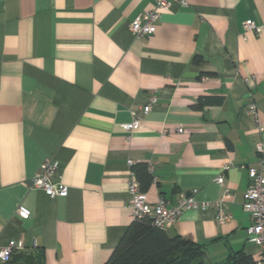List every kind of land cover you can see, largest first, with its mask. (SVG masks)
<instances>
[{
	"label": "crops",
	"instance_id": "crops-1",
	"mask_svg": "<svg viewBox=\"0 0 264 264\" xmlns=\"http://www.w3.org/2000/svg\"><path fill=\"white\" fill-rule=\"evenodd\" d=\"M156 1L0 0V245L42 250L44 264H105L133 221L131 173L146 165L149 202L195 190L231 213L216 223L210 209L186 210L168 236L202 244L205 264L259 255L242 201L264 147V0L173 3L135 38L131 21ZM246 20L261 31H244ZM150 93L128 137L121 126ZM47 157L67 196L32 187Z\"/></svg>",
	"mask_w": 264,
	"mask_h": 264
},
{
	"label": "built area",
	"instance_id": "built-area-1",
	"mask_svg": "<svg viewBox=\"0 0 264 264\" xmlns=\"http://www.w3.org/2000/svg\"><path fill=\"white\" fill-rule=\"evenodd\" d=\"M173 3L185 5L186 0H157L153 9L144 12L143 17L136 16L130 23V31L135 38H141L152 34L155 31V23L159 14L163 10L170 9ZM244 31L260 32L262 27L256 25L251 20L243 22ZM156 101V95L150 93L146 103L139 111L133 110L131 120L122 124L123 130L128 137L131 132L141 126L142 116L148 113ZM251 114H255V106L251 104L248 107ZM178 132H182V127L178 126ZM258 158L255 163L248 166V185L243 194L242 209L250 216L251 223L246 228L247 239L260 248L259 255L255 258V264H264V147L261 143L256 145ZM127 164H132L128 159ZM58 161L52 157L43 160L40 169L32 177V187L41 189L50 197L67 196L68 186L61 182V174L58 170ZM228 164L222 167V171L228 169ZM152 172V166H148ZM218 183L224 182L223 172L218 174L215 179ZM192 190L189 194L180 198L175 204L167 205L166 201L159 198L155 203L147 200L146 194L140 189V184L133 173L127 183V192L130 201L127 207L130 209L133 220L149 219L151 226L160 230L171 228L178 217L186 210H206L214 212L216 223H224L231 219V213L227 210L224 200L205 201L197 200L193 196ZM228 190H225L224 196H227ZM19 216H28L30 210L24 205L16 208ZM22 244L15 240H9L6 244L0 245V264H6L10 261L12 255L24 251Z\"/></svg>",
	"mask_w": 264,
	"mask_h": 264
},
{
	"label": "trees",
	"instance_id": "trees-1",
	"mask_svg": "<svg viewBox=\"0 0 264 264\" xmlns=\"http://www.w3.org/2000/svg\"><path fill=\"white\" fill-rule=\"evenodd\" d=\"M142 169V176L138 170ZM135 175L144 190L151 176L146 165L135 169ZM203 246L177 235L170 237L165 230L151 226L149 219L133 220L119 240L112 255L105 264H205ZM231 264H255L242 251L230 258ZM23 264H44L42 250H30L14 253L10 261Z\"/></svg>",
	"mask_w": 264,
	"mask_h": 264
},
{
	"label": "water",
	"instance_id": "water-1",
	"mask_svg": "<svg viewBox=\"0 0 264 264\" xmlns=\"http://www.w3.org/2000/svg\"><path fill=\"white\" fill-rule=\"evenodd\" d=\"M190 192H187V194H189ZM13 264H23V263H20V262H18V263H13Z\"/></svg>",
	"mask_w": 264,
	"mask_h": 264
}]
</instances>
